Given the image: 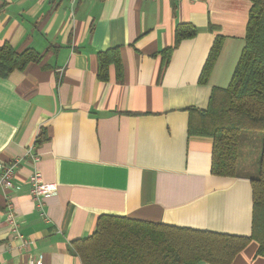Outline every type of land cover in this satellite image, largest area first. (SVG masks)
<instances>
[{
  "label": "crops",
  "instance_id": "0c3cea01",
  "mask_svg": "<svg viewBox=\"0 0 264 264\" xmlns=\"http://www.w3.org/2000/svg\"><path fill=\"white\" fill-rule=\"evenodd\" d=\"M0 3V44L41 54L0 76V174L20 159L13 189L0 187V264H82L74 243L104 214L251 236L259 152L249 162L241 141L238 175H215L213 139L188 131L190 108L206 109L213 90L230 84L251 0ZM179 24L197 34L163 67L162 50L174 44ZM219 34L221 50L200 83ZM112 48L120 51L121 76L111 64L103 80L99 55ZM32 145L37 162L26 155ZM35 170L58 184L42 209L31 196ZM9 201L21 237L9 223ZM258 246L250 241L232 264H264Z\"/></svg>",
  "mask_w": 264,
  "mask_h": 264
},
{
  "label": "trees",
  "instance_id": "16d2710c",
  "mask_svg": "<svg viewBox=\"0 0 264 264\" xmlns=\"http://www.w3.org/2000/svg\"><path fill=\"white\" fill-rule=\"evenodd\" d=\"M245 46L226 88H215L206 109L190 108L189 134L213 139L212 173L237 176L242 136L245 130L262 132L258 170L251 177L253 221L250 237L132 219L126 216L100 215L93 232L75 241L82 264H232L250 241L258 243L257 253L264 256V0H251ZM0 3V11L3 8ZM197 29L179 24L174 44L162 50L163 67L180 42L192 38ZM223 36L217 35L200 75L207 83L221 50ZM41 54L34 48L16 51L9 43L0 44V76L24 70L37 62ZM100 79L108 78L111 64L121 76L118 48L99 55ZM46 136L44 135V137ZM38 139L40 142L42 139ZM246 138V137H244Z\"/></svg>",
  "mask_w": 264,
  "mask_h": 264
},
{
  "label": "built area",
  "instance_id": "2783aa9c",
  "mask_svg": "<svg viewBox=\"0 0 264 264\" xmlns=\"http://www.w3.org/2000/svg\"><path fill=\"white\" fill-rule=\"evenodd\" d=\"M72 4L77 0H69ZM34 145L27 149L26 155L30 156L34 161L39 160V155L35 153ZM20 159H14L4 164L3 170L0 174V187L6 191L12 190L14 187V177ZM31 196L37 202V207L42 209L43 201L46 197L53 196L58 192V184L55 182H46L39 170H35L30 178ZM7 215L9 223L13 226V231L19 237L21 234L18 231V223L14 219L13 206L11 202H7ZM27 264H44L43 260L37 258H30Z\"/></svg>",
  "mask_w": 264,
  "mask_h": 264
},
{
  "label": "rangeland",
  "instance_id": "374dc122",
  "mask_svg": "<svg viewBox=\"0 0 264 264\" xmlns=\"http://www.w3.org/2000/svg\"><path fill=\"white\" fill-rule=\"evenodd\" d=\"M247 134V135H246ZM249 136L252 139L244 138ZM262 132L258 130H245L242 136V148L246 151L245 159H248L249 162L254 163L256 154L261 151L262 146ZM247 166V161L244 162Z\"/></svg>",
  "mask_w": 264,
  "mask_h": 264
}]
</instances>
